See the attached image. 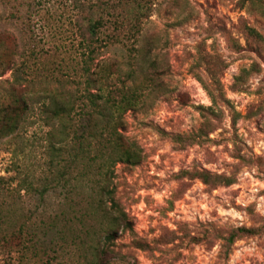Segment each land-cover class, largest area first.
I'll return each mask as SVG.
<instances>
[{
    "label": "rangeland",
    "instance_id": "rangeland-1",
    "mask_svg": "<svg viewBox=\"0 0 264 264\" xmlns=\"http://www.w3.org/2000/svg\"><path fill=\"white\" fill-rule=\"evenodd\" d=\"M141 5L132 33L129 0H0V104L27 106L0 139V215L13 230L41 223L58 211L69 180L74 211L101 200L127 218L108 264H264V0ZM96 20L105 25L91 37ZM91 87L136 93L119 131L141 160L87 178L106 192L86 186L78 165L63 180L68 160L51 153L68 143L71 126L52 121L47 107L75 119ZM203 171L232 184L205 185ZM93 218L76 228L101 233L106 223Z\"/></svg>",
    "mask_w": 264,
    "mask_h": 264
},
{
    "label": "trees",
    "instance_id": "trees-1",
    "mask_svg": "<svg viewBox=\"0 0 264 264\" xmlns=\"http://www.w3.org/2000/svg\"><path fill=\"white\" fill-rule=\"evenodd\" d=\"M129 1L133 5L132 13L136 23L128 28L129 32L135 33L141 18L144 17V7L141 5V0ZM121 4L123 2L119 1L118 5ZM121 24L114 22L110 23V26L114 31L121 32L123 28ZM104 25L101 20L91 23L88 28L90 36H97ZM246 32L260 38L250 28H247ZM110 38L118 41V34ZM109 44H112V40ZM87 82L88 85L92 84L91 81L87 80ZM92 88H86L83 95L86 106L78 112L75 119L71 117L70 109L67 113L56 105L46 109L52 121L64 119L68 129L71 126L67 137L68 143L63 147L51 146L55 161L62 160L63 157L68 160L62 163L60 175L56 173L51 180L54 186H58V175L64 180L70 168L78 165L82 172L79 177L85 178L86 186L91 189L99 187L101 192H106L99 183H90L87 178L104 177V168L109 169L119 163L133 166L140 163L139 148L125 139L119 131L121 121L118 117L128 110L129 105L135 100L136 93L130 90L126 92L118 90V94L103 95L100 91L92 93ZM116 94L119 96L118 99L114 97ZM26 110V103L19 99L0 104V139L17 130ZM115 114L117 118L114 117ZM58 135L55 133L53 137L56 138ZM199 179L203 184L213 188L232 184L231 178L213 175L206 171L200 173ZM62 186L65 192L64 201L61 202L57 212L42 219L41 223L13 230L10 219L0 215V264H27L28 262L42 264L45 262L44 258L47 260L51 255L65 257L57 264H69L68 259L75 261L74 264H108L118 231L127 224L125 214L123 212H118L117 215L112 214L107 204L101 200L94 201L93 206L87 202L80 210L74 211L68 198L74 187L69 180H64ZM109 202L113 207L114 201L109 200ZM97 215L106 223L101 233L76 228L77 225L84 226L85 219L88 218L90 221ZM81 217L84 219L82 220Z\"/></svg>",
    "mask_w": 264,
    "mask_h": 264
}]
</instances>
